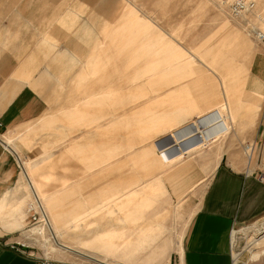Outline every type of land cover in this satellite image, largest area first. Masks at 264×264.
I'll use <instances>...</instances> for the list:
<instances>
[{"label":"crops","instance_id":"crops-1","mask_svg":"<svg viewBox=\"0 0 264 264\" xmlns=\"http://www.w3.org/2000/svg\"><path fill=\"white\" fill-rule=\"evenodd\" d=\"M89 6L90 0H0V264H37L41 259L30 243L39 242L40 236L36 238L29 232V206L37 202L41 205L40 198L68 189H73L78 199L69 198L63 206H73L80 199L87 201L92 192L122 181L125 166L120 163L137 158L141 149L134 145L125 152L115 150L110 160L103 162L108 155L104 147L107 139H92L100 131H106L103 121L86 128L79 125L83 123L85 127L92 117L100 118L103 109L100 96L110 94L103 76L111 63L114 64L111 70H115L122 60L121 56L112 59L103 44L108 30L115 32L114 35L121 34L118 13L113 8L111 17L105 19V8H97L92 18ZM115 81L111 79L109 85ZM232 90L227 94L232 98L223 94L226 113L210 112L207 120L201 119L188 129L194 131L196 141L207 132V143L218 142L237 125L243 127L239 140L252 143V150L250 154L246 152L248 160L242 162L235 154L219 156L212 147L210 156L215 153L214 158L219 161L210 171L204 167L202 157L193 155L198 160L197 167L204 169L208 177L182 242L164 264H231L232 233L264 215V180L260 179L261 175L264 177V51H255L245 86ZM111 93L121 95V92ZM153 95L148 91V104ZM92 97L95 104L91 103ZM121 106V102H115L118 113L112 115L118 121L114 129L119 134H122V112L137 110L138 103L126 104L124 110ZM43 125L48 129H41ZM66 125L72 130L67 128L62 134L61 129ZM136 127L137 119L130 125L131 134L136 133ZM29 133L31 147H26L20 139ZM168 134L148 135L147 146ZM7 137L11 141L9 146ZM122 138H115L113 144H121ZM71 143L82 145L79 150L62 153ZM29 164L32 167L28 172ZM174 164L149 178L161 179L165 193L147 211L153 213L146 219L144 215L142 223L162 221L164 224L167 215L158 212L160 207L168 206L170 200H179L188 190L171 197L178 188L174 175L179 165ZM109 165L120 168L109 178L106 172L100 175ZM127 165L138 178L142 176L131 164ZM76 171L79 175L74 178ZM30 175L35 187L30 184ZM42 175L49 177L43 181ZM51 175L53 180H59L60 176L73 178L49 190ZM66 242L72 244L70 240ZM151 259L145 264H151ZM59 264L82 263L62 261Z\"/></svg>","mask_w":264,"mask_h":264},{"label":"rangeland","instance_id":"rangeland-1","mask_svg":"<svg viewBox=\"0 0 264 264\" xmlns=\"http://www.w3.org/2000/svg\"><path fill=\"white\" fill-rule=\"evenodd\" d=\"M255 1L258 2L260 8L264 6V0ZM89 7L92 18L94 11H98L97 8H105V19L111 17L113 8L115 13H118V18L122 24L121 34L114 35L115 32L108 30L103 44L106 47V53L112 59L114 56H121L122 60L121 64L116 65L115 70H111L110 67L114 65L111 63L103 76L107 80L106 87H108L110 94L100 96V102L103 103V109L99 114L100 118L93 119L92 117L90 124L85 125V127H83V123L79 125L81 128H86L89 125H94L97 121H103V127L106 131H100L99 134L92 137L94 140L107 139L104 147L108 155L105 160H102L103 162H108L115 150L125 152L134 145L141 148H139L137 156L147 149L163 152L149 155L148 159L151 166L148 169L134 167L133 159L121 162L120 165L125 166L122 169L123 180L108 184L103 189L111 186L124 194V188L129 186L127 192L130 189L138 191L148 183L161 180L159 178L150 180L149 178L153 173L166 168L168 165L172 164L169 167H174L176 165L174 163L179 165L176 174L179 171L188 170L190 167L201 172L200 178L188 185H182L176 180L178 188L171 197H176L185 189L188 190L185 192L186 194H182L179 200H170L168 206L160 207L158 212L167 215V221L164 224L162 221L141 222L144 215H146V219L148 214L153 213L147 212L152 209V206L144 212L143 217L137 223L138 234L142 236L150 226L162 225L163 228L153 236L151 246H145L141 256H144L147 262L152 258L151 264H164L167 258L170 261L171 254L176 252V248L182 242L191 219L199 207L204 181L208 177L205 175L204 169L200 170L197 167L198 160L193 155L202 157L204 167L210 171L213 165L215 166L219 161V159L214 158L215 153L213 157L210 156L212 147L215 148L214 150L219 156L224 153L235 154L242 162L248 160L246 157L249 152L248 149L251 148L252 150V143L239 140L243 127L234 125L229 135L222 136L218 142L213 140L207 143L205 141L208 135L205 131L198 141L191 143L195 140L194 131L191 132V129L188 128L197 125L201 119L207 120L206 117L210 112L226 113L224 95L232 98L227 95L230 90L233 92V88L245 86L251 59L255 51H264V43L251 34L240 19L231 18L222 8L221 0H90ZM262 20L263 22H258V24L264 32V11ZM257 21L255 20V22ZM102 24L101 21L100 26ZM242 49L248 51L246 56L239 55L238 51ZM111 79L116 81L109 85ZM111 91L121 92V95H113ZM148 91L151 95L154 94L149 104L147 100ZM94 99L92 97V104H95ZM118 101L121 102L123 110L126 109V104L138 103L137 110L133 112L124 110L122 112L123 135L115 132L114 127L118 121L116 122L112 118L114 113H118V107H114L115 102ZM154 118L156 119L155 124L152 123ZM136 119L138 120V127H136V133L131 134L130 125L134 121L136 122ZM40 127L41 129H48L46 125ZM67 128L72 130L66 125V127L63 126V130L61 129L63 131L61 133L65 134ZM163 132H169V134L159 142L147 146L150 142L148 139L150 136L154 133ZM115 138L117 140L122 138L123 142L118 145L113 144ZM20 140L24 146L29 145L31 147L30 133L25 134ZM140 141L142 143L139 144ZM71 144L62 153L79 150L82 145ZM201 144H203L202 147ZM211 144L213 145L211 146ZM200 147L202 148L200 153L192 154L195 149ZM206 147H208V151ZM16 148L18 149L17 145ZM168 149L171 153L191 150L187 154H182L168 162V154H166ZM62 160L64 161L65 158ZM127 164H131L132 169L142 174L139 177L141 179L137 177V173L129 169ZM61 167L65 172L64 165ZM116 169L114 166L102 169L100 175L106 172L107 175L110 174L107 176L109 178L115 175L114 170ZM47 171L51 174L49 168ZM78 175L79 173L76 171L73 177ZM160 176L163 177L162 174ZM73 177L61 178L60 176L59 180H53L51 175L48 181V189L53 190L57 185L61 186L67 179ZM93 182L94 180L91 179V183ZM95 192H92L91 195ZM115 202L117 203L118 200ZM87 223L85 221V224ZM101 225V229H120L126 224L106 221ZM254 225L260 232L256 231ZM235 231L236 234L233 235L232 242H235V237H241L236 246L244 261L248 264H264V257L259 260L252 259V253L257 252L258 247L262 246L257 245L260 243L257 240V235L264 234V215L243 227L235 229ZM34 237L38 238V236ZM158 238L160 239L157 240ZM39 239L40 241L36 243L30 241L35 246L38 257L50 258L59 262L95 264L67 252H50L45 241L41 237Z\"/></svg>","mask_w":264,"mask_h":264},{"label":"bare ground","instance_id":"bare-ground-1","mask_svg":"<svg viewBox=\"0 0 264 264\" xmlns=\"http://www.w3.org/2000/svg\"><path fill=\"white\" fill-rule=\"evenodd\" d=\"M257 5L261 9L258 2ZM257 19H259V16H257ZM238 53L246 56L248 51L242 49ZM152 123H156L155 118ZM10 143V138L7 137L6 145L9 146ZM190 150L171 153L167 155V161L171 162L172 159L187 154ZM248 151V154H250L251 148ZM160 152L162 151L147 149L133 159L132 164L134 167L148 169L151 166L148 159L149 155ZM31 167L32 165L29 164L26 171L29 172ZM200 176L201 172L198 169L190 167L188 170L179 171L175 178L182 185H188ZM48 177L42 175L41 179L44 181ZM29 181L31 186L35 187V180L31 175ZM128 188L129 186L124 188V195L117 188L108 186L106 189L96 191L93 195L90 194L87 201H80L81 199L74 201L73 206L62 205L69 198L78 199L73 189L57 192L50 197H42L40 198L42 202L40 206L43 214L38 224L28 227L29 232L32 236H40L48 245L49 251L53 253L57 251L67 252L100 264H145L147 259L141 256V253L145 250V246H151L153 236L163 227L162 225L150 226L142 236L138 234L137 223L143 217L144 212L164 193L165 188L161 180L148 183L138 191L130 189L127 192ZM123 195L124 197L121 198ZM97 199H100V201H97ZM115 200H118V202L116 203ZM37 203H34V206H37ZM85 221L88 223L85 224ZM106 221L126 225H123V228L120 229H101V224ZM254 226L256 231L260 232L257 226ZM234 234H236V231L232 233V237ZM240 238L237 236L235 242H232L234 250L237 248L236 243ZM67 240H70L72 244L66 242ZM257 240L260 242L257 245L262 246L258 247L257 252L252 253V259L254 260L264 257V234L257 235ZM239 256H241L240 253ZM246 264L248 263L246 262Z\"/></svg>","mask_w":264,"mask_h":264},{"label":"built area","instance_id":"built-area-1","mask_svg":"<svg viewBox=\"0 0 264 264\" xmlns=\"http://www.w3.org/2000/svg\"><path fill=\"white\" fill-rule=\"evenodd\" d=\"M221 6L224 11L233 18L240 19L244 27L253 34L260 42L264 43V33L259 27V23L263 22L261 18L262 10L264 6L259 9L257 2L255 0H221ZM259 16V19H257ZM255 20H258L255 22ZM191 141L192 142H195ZM166 154L170 155L171 151L168 149ZM261 180H264V177L260 176ZM41 206L37 203V206H29L27 208L28 221L27 226H33L38 224L41 219L43 212L41 211ZM235 252V253H234ZM240 250L232 247L231 243V264H246V261L239 256ZM59 261L50 259V258H41L37 264H59Z\"/></svg>","mask_w":264,"mask_h":264}]
</instances>
